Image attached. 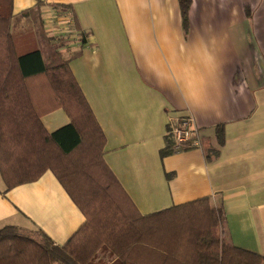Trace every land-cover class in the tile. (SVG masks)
<instances>
[{
	"label": "crops",
	"instance_id": "crops-1",
	"mask_svg": "<svg viewBox=\"0 0 264 264\" xmlns=\"http://www.w3.org/2000/svg\"><path fill=\"white\" fill-rule=\"evenodd\" d=\"M38 1L45 27L47 14L72 17L63 53L78 52L70 68L106 137L104 160L138 210L210 197L228 240L264 258V0H192L187 31L179 0H13L14 15ZM186 116L202 147L163 157L171 120ZM42 121L49 133L70 123L63 109ZM85 221L50 170L10 190L0 172V229L64 246Z\"/></svg>",
	"mask_w": 264,
	"mask_h": 264
},
{
	"label": "trees",
	"instance_id": "trees-1",
	"mask_svg": "<svg viewBox=\"0 0 264 264\" xmlns=\"http://www.w3.org/2000/svg\"><path fill=\"white\" fill-rule=\"evenodd\" d=\"M42 3L15 16L13 0H0V172L10 190L50 170L86 221L64 246L41 231L4 226L0 264H264L228 240L224 207L210 197L147 215L138 210L104 160L106 137L70 68L78 52L66 56L67 37L35 30ZM179 5L187 31L192 0ZM18 17L33 29L19 39L12 30ZM39 34L48 59L34 42L19 46ZM57 109L70 123L49 133L42 118ZM192 148L177 147L168 133L161 155ZM100 251L110 259H98Z\"/></svg>",
	"mask_w": 264,
	"mask_h": 264
},
{
	"label": "rangeland",
	"instance_id": "rangeland-1",
	"mask_svg": "<svg viewBox=\"0 0 264 264\" xmlns=\"http://www.w3.org/2000/svg\"><path fill=\"white\" fill-rule=\"evenodd\" d=\"M52 18H54V17H52ZM44 20H45V24H46L47 28L44 26V23H43L44 21H43V18L41 16V21H39L37 23L35 30H38L41 33V29L43 30V28H45L44 30H46L45 31L46 35L54 34L51 37H58L61 35V32H62V34L63 33L69 34V32L72 30V26L70 25L68 19L67 20L66 19H60V20L54 21L53 23H49V21L51 20V16L47 14L44 17ZM31 25H32V23L29 20L25 19V21L23 22L21 19H19V20L15 19V21H13V26H12L14 37L18 38V39L20 37H22V35H24L25 33L29 32L30 29H32V28H30ZM42 26H43V28H42ZM24 42H29V43L34 42L33 43L34 45L43 47L44 51H47L49 49V44H47L42 39L41 34H39V37H36L34 41L30 40V38L19 40V46L21 43L24 44ZM105 255L102 256V259H104L106 261L108 259H110V257H108L107 254H105Z\"/></svg>",
	"mask_w": 264,
	"mask_h": 264
},
{
	"label": "built area",
	"instance_id": "built-area-1",
	"mask_svg": "<svg viewBox=\"0 0 264 264\" xmlns=\"http://www.w3.org/2000/svg\"><path fill=\"white\" fill-rule=\"evenodd\" d=\"M63 19H68L70 25H73V23H71L72 17H65ZM57 20L59 19L54 17L51 18L50 22L53 23ZM168 133L172 136L177 147H180L181 145H191L193 148L202 147L199 132L194 126L193 119L190 116L179 120H171Z\"/></svg>",
	"mask_w": 264,
	"mask_h": 264
}]
</instances>
